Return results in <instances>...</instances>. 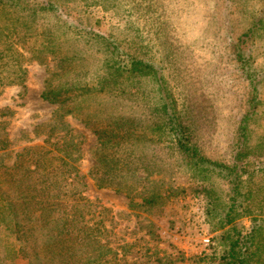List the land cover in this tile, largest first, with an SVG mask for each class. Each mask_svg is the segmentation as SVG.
I'll use <instances>...</instances> for the list:
<instances>
[{
    "label": "rangeland",
    "instance_id": "1",
    "mask_svg": "<svg viewBox=\"0 0 264 264\" xmlns=\"http://www.w3.org/2000/svg\"><path fill=\"white\" fill-rule=\"evenodd\" d=\"M20 2L35 9L44 22L56 24L58 40L64 47L85 50L87 62L94 55L89 54L93 34L150 59L164 75L178 107H193L196 140L212 158L220 153L228 157L232 151L231 131L241 112L238 97H244L248 87L244 71L230 57L229 45L245 33L243 51L254 73L256 106L243 147L241 193L231 224L220 228L218 215L205 212L202 192L204 186L214 185L226 198V183L217 176L194 173L177 158L154 163L150 178L160 193L157 202L142 203L136 190L126 195L97 186L94 177L102 160L95 135L79 114L61 113L56 103L41 98L43 79L51 78L56 61L50 55L41 62L32 56L37 43L32 38L23 46L14 44L22 53L20 70L0 80V170L18 167L24 158L19 153L28 149L65 146L78 183L64 198V206L70 209L72 203H82L80 219L110 248L100 259L80 254L79 264H217L227 243L218 235L229 225L243 231L256 228L245 242L254 248L247 264H264V0ZM4 44L0 40V49ZM5 53L0 62L11 63L10 52ZM142 86L152 90L156 85L149 77ZM155 94L151 91L148 96ZM153 144L155 148L147 152L156 158L162 153L161 142ZM80 219L79 225H85ZM6 221L0 220V264H41L18 249L20 244L4 228Z\"/></svg>",
    "mask_w": 264,
    "mask_h": 264
},
{
    "label": "trees",
    "instance_id": "2",
    "mask_svg": "<svg viewBox=\"0 0 264 264\" xmlns=\"http://www.w3.org/2000/svg\"><path fill=\"white\" fill-rule=\"evenodd\" d=\"M2 16L5 19L0 22V40L7 45L0 49V60L8 50L11 63L0 62V80L4 74L9 77L20 70L22 53L18 46L30 38L37 41L34 49L30 47L33 52L28 49L32 56L41 62L50 55L56 61L51 78L43 79L40 96L56 103L61 113L79 114L80 120L91 126L97 142L95 149L102 160L97 168L99 174L94 177L97 186H110L126 195L136 190L142 203L157 202L160 193L155 180L150 178L154 163L177 158L193 168L194 173L205 178L217 176L226 183V198L214 185L204 186L202 192L205 212L218 215L220 228L231 224L241 193L243 147L256 106L254 73L249 55L243 51L245 33L229 45L230 57L237 69L244 71L248 87L246 95L238 97L241 112L231 131L232 151L228 157L220 153L212 158L196 140L193 107H178L164 75L150 59L119 49L113 39L93 34L89 54L94 55L87 62L89 55L85 50L64 47L58 40L59 34H55L56 24L44 22L35 9L20 0H0ZM149 77L156 85L152 90L142 86ZM151 91L156 93L154 97L148 96ZM157 140L162 153L154 158L147 150H153ZM19 154L24 158L18 167L0 170V220H8L3 226L20 244L18 249L28 251L41 264H79L80 254L87 253V258L92 259L107 254L110 248L79 217L82 203H72L70 209L64 206V198L78 183L76 175L71 174V155L65 146H40ZM79 219L85 225H79ZM255 229L251 226L243 231L234 225L223 229L218 237L221 241L227 239V243L217 264H247L254 248H247L245 242L252 239Z\"/></svg>",
    "mask_w": 264,
    "mask_h": 264
}]
</instances>
